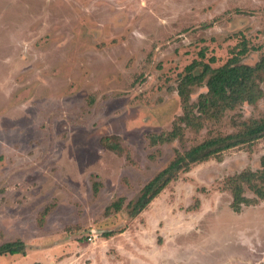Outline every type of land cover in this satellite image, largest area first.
Instances as JSON below:
<instances>
[{"label": "rangeland", "instance_id": "374dc122", "mask_svg": "<svg viewBox=\"0 0 264 264\" xmlns=\"http://www.w3.org/2000/svg\"><path fill=\"white\" fill-rule=\"evenodd\" d=\"M234 56L264 62V0H0V244H26L0 264H264V201L245 184L255 202L235 212L225 188L261 170L264 137L128 208L178 153L264 118L260 99L149 139L183 113L187 66Z\"/></svg>", "mask_w": 264, "mask_h": 264}, {"label": "trees", "instance_id": "16d2710c", "mask_svg": "<svg viewBox=\"0 0 264 264\" xmlns=\"http://www.w3.org/2000/svg\"><path fill=\"white\" fill-rule=\"evenodd\" d=\"M243 53L244 50L241 54ZM197 70L199 73H196ZM186 71L187 74L177 89L178 95L182 99L183 113L176 118L172 131L166 136L149 137L153 144L171 142L181 138L183 125L186 127L201 126V121L206 115L216 118L226 109H234L244 103L255 104L260 99L264 100V91L260 85V82L263 81V61L256 66H249L241 64L239 56H234L225 65L215 69L208 64L194 61L186 67ZM205 81L207 92L199 96L198 103L192 104L190 102L191 87L202 86ZM195 106H198V112L201 114L197 117L193 114ZM242 127L243 129L237 133L207 140L184 153H178L166 168L141 189L138 198L129 203L130 215L136 217L146 210L150 203L173 180L178 178L181 172L188 171L192 165L217 158L226 150L264 137V118L252 119L245 122ZM102 142L112 151H121L122 149L119 145L111 142L110 137H104ZM261 167L258 172L245 171L226 180L225 188L232 194L231 205L235 212H240L244 205L255 202L244 196L245 184L257 195V201H264V158ZM257 182L263 185H259ZM119 202L122 200L120 199ZM111 208L118 212L122 208V203L115 202ZM45 214L44 212L43 216ZM43 216L41 215V217ZM18 254L26 255V244L23 240L17 239L0 244V256Z\"/></svg>", "mask_w": 264, "mask_h": 264}]
</instances>
